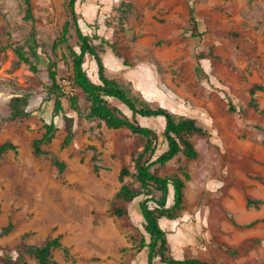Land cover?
<instances>
[{
  "label": "rangeland",
  "instance_id": "1",
  "mask_svg": "<svg viewBox=\"0 0 264 264\" xmlns=\"http://www.w3.org/2000/svg\"><path fill=\"white\" fill-rule=\"evenodd\" d=\"M91 1L113 9L105 17L104 36L126 59L123 70L107 76L136 98L195 119L207 132L190 137L199 153L196 160L180 157L158 169L159 175H178L186 183L185 209L179 229L170 236V254L212 264H264V223L261 238L246 243L259 246L255 258L235 259L225 240L245 228L238 223L239 214L224 206L229 191L264 183V92L251 95L254 84L264 85V0ZM122 2L131 11L120 23L116 9ZM32 3L35 22H27L23 0H0V143L11 141L19 148L0 157V227L16 225L11 235L0 237V246H11L24 233L27 242L37 245L60 237L62 248L53 250V264H147L145 251L137 262L133 256L143 235L138 208L142 198L131 205L136 228L127 229L110 212L122 184H134L131 176L120 181V171L125 167L135 173L133 156L145 141L125 128L110 129L99 120L78 117L66 97V113L53 117L50 60L57 63L61 79L71 72L61 50L52 49L66 20L65 0ZM191 9L198 37H192ZM148 88L165 96L146 94ZM16 97L26 99L28 118L10 119ZM80 105L85 111L83 98ZM52 121L59 130L43 148L67 164L63 175L48 158L33 154L32 142ZM140 123L159 131L160 155L167 148L160 118H140ZM70 130L73 142L62 148ZM92 146L98 151L97 163ZM242 209L249 211L245 204ZM166 221L160 220L162 229ZM203 246L208 249L201 250ZM21 264L37 262L27 256ZM156 264H161L159 259Z\"/></svg>",
  "mask_w": 264,
  "mask_h": 264
},
{
  "label": "trees",
  "instance_id": "2",
  "mask_svg": "<svg viewBox=\"0 0 264 264\" xmlns=\"http://www.w3.org/2000/svg\"><path fill=\"white\" fill-rule=\"evenodd\" d=\"M86 0H65L66 20L61 31L53 43V51L61 50L62 59L68 61L71 68L70 78L74 82L77 93L74 97L68 98L71 104V111L78 117H83L87 121L99 120L110 129H127L133 135L139 136L145 141L142 150L135 153L133 163L135 173L129 169L122 168L119 174L120 181L125 177L131 176L134 184H122L118 192L110 203L111 214L120 219L127 229L135 227L134 218L131 213V205L136 199L142 198L138 202L139 215L142 219L143 235L136 246V257L143 251L147 254V264H156L159 259L161 264H211L199 259L179 260L170 254L167 233L161 228L160 220H176L180 217L181 211L185 209V180L178 175H159L158 169L165 167L169 162L185 157L188 160H196L199 153L191 141L194 135L205 136L207 132L197 124L195 119L179 116L173 112L154 106L143 98H136L130 95L116 80L106 76V67L93 45L94 40L100 39L98 34H87L81 25L82 15L78 13V8L84 6ZM25 7L24 20L35 22L34 6L32 0H23ZM121 16L119 22L129 18L131 5L121 3L116 9ZM193 9L190 11L189 23L194 31L192 37L200 36ZM106 26H108L106 22ZM90 27V26H89ZM95 27V26H94ZM98 29V28H96ZM101 43L109 45L117 56L122 57L115 44H110L105 38L101 37ZM20 61L29 64L34 72L37 67L32 64L30 59L21 51L15 50ZM96 63V74L93 78L88 67V60ZM125 65H127L125 63ZM49 79L52 86L49 94L53 99V117H61L66 113L63 104L65 96L60 92L58 85L59 70L57 63L50 60ZM95 79V80H94ZM264 92V85L254 84L251 95L256 92ZM80 98L84 99L86 109L83 111L80 105ZM251 104L257 108L255 100L252 98ZM28 103L25 98L16 97L11 101L10 119L28 118L30 113L26 111ZM234 111L233 107H231ZM140 118H160L162 123L161 137L166 142L167 148L157 156L158 142L160 139L159 131L151 126H143ZM70 121L73 123L72 119ZM45 130L42 137L32 142L34 156L48 158L51 165L56 167L60 175L67 170V164L60 160L56 153L45 151L43 146L49 145L54 140L58 127L52 121L43 125ZM74 139L72 131L64 138L62 148L69 146ZM94 152L92 160L98 162V151L96 147H89ZM18 146L11 141L0 143V157L13 151L17 152ZM95 170L100 167L95 165ZM184 178L190 179V175L182 168ZM171 189L173 190V203L169 205ZM258 200L247 199V206L259 205ZM254 223L249 226L254 225ZM136 228V227H135ZM16 229L13 222L0 227V237L11 235ZM27 233L22 234L11 246H0V261L2 264H21L26 257L33 258L37 264H53L52 253L54 249L62 248L60 237L49 239L42 245L27 242ZM65 253L68 250L63 248ZM125 264H132L127 260Z\"/></svg>",
  "mask_w": 264,
  "mask_h": 264
},
{
  "label": "crops",
  "instance_id": "3",
  "mask_svg": "<svg viewBox=\"0 0 264 264\" xmlns=\"http://www.w3.org/2000/svg\"><path fill=\"white\" fill-rule=\"evenodd\" d=\"M98 3L97 1L95 2L89 0L87 3L84 4V6L78 8V13L82 15V20L80 22V25L82 27L84 26L83 28L86 27V29L84 30L87 31V34L90 35L98 34V36L100 37V39L93 41V45L96 48V50L97 47L100 48L97 50V52L99 53V56L101 57L106 67V76H107V74L109 75V72H112L113 70L121 71L127 65H125L126 59L124 58V56L122 57L117 56L114 50L109 45L101 43V37L107 40V38L104 36L108 29L106 26L107 19L105 20V17L107 14H109V12H112L113 9L101 3L99 4ZM109 8L111 11H109ZM109 43L112 44L111 42ZM101 44L103 46H101ZM88 63H89L88 67H90L91 70L90 73H92L93 78H95L96 77L95 74L97 71L96 63L90 59L88 60ZM145 92L146 94H149L151 96H157V97L159 96L158 98H163V96H165L163 91L158 92L155 89L152 90L151 88L149 90H146ZM156 92H158V94ZM160 107H163L172 112L171 109H168L164 106H160ZM245 190L246 191L243 190V192H241L236 189H233L232 191H229L228 195L224 199V206L230 208L232 211L235 212V214H239L237 218L239 221L238 223L240 226L245 228L243 232H241L240 229L237 232L235 231L234 232L235 236L233 239L226 238L225 240L230 247H233L234 250L233 254L236 256V257L234 256L233 258L240 259V261L245 256H249L250 258L249 260H251V258H255L254 256L256 255L259 246L258 247L246 246V243L248 241H252L253 243V241H256L257 239L261 238L262 236L261 226L264 223V183L259 181L258 183L254 184L253 187L250 186ZM248 198L252 200H258L261 203L259 205H252L248 207L247 206ZM168 202L169 205L173 203V190H172V197H170ZM244 204L249 209L248 212H245L242 209ZM162 219H166V218H162ZM166 220H167L166 223H164L165 225L163 224L166 229L163 228V230L167 233L168 242L170 244L171 243L170 236L172 235L173 231L179 229V225L181 224V221L180 218L176 220H168V219ZM254 222H255L254 225L249 226ZM8 223L6 225H8ZM257 225L258 228H256ZM203 247H201V250ZM191 259H196V258H191ZM179 260H183V259H179Z\"/></svg>",
  "mask_w": 264,
  "mask_h": 264
},
{
  "label": "built area",
  "instance_id": "4",
  "mask_svg": "<svg viewBox=\"0 0 264 264\" xmlns=\"http://www.w3.org/2000/svg\"><path fill=\"white\" fill-rule=\"evenodd\" d=\"M69 76H70V72L68 73V75H66V77H64L63 79H60L58 82L60 92L66 98L74 97L77 93V89L74 86V82ZM202 250H207V247L204 246Z\"/></svg>",
  "mask_w": 264,
  "mask_h": 264
}]
</instances>
